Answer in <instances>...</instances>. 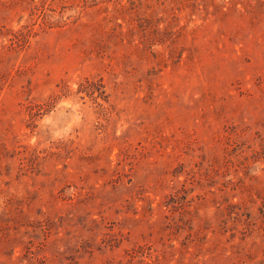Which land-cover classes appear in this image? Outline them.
I'll list each match as a JSON object with an SVG mask.
<instances>
[{"label":"rangeland","instance_id":"1","mask_svg":"<svg viewBox=\"0 0 264 264\" xmlns=\"http://www.w3.org/2000/svg\"><path fill=\"white\" fill-rule=\"evenodd\" d=\"M0 264H264V0H0Z\"/></svg>","mask_w":264,"mask_h":264}]
</instances>
